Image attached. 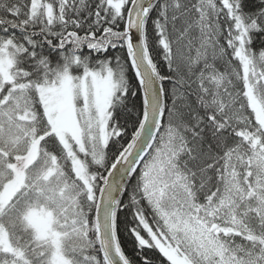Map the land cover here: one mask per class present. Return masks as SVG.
I'll list each match as a JSON object with an SVG mask.
<instances>
[{"label":"snow or ice","instance_id":"obj_1","mask_svg":"<svg viewBox=\"0 0 264 264\" xmlns=\"http://www.w3.org/2000/svg\"><path fill=\"white\" fill-rule=\"evenodd\" d=\"M0 264H264V0H0Z\"/></svg>","mask_w":264,"mask_h":264}]
</instances>
